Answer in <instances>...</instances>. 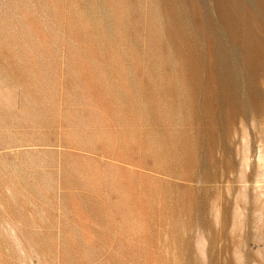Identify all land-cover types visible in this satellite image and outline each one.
Returning a JSON list of instances; mask_svg holds the SVG:
<instances>
[{
	"label": "rangeland",
	"instance_id": "1",
	"mask_svg": "<svg viewBox=\"0 0 264 264\" xmlns=\"http://www.w3.org/2000/svg\"><path fill=\"white\" fill-rule=\"evenodd\" d=\"M0 264H264V0H0Z\"/></svg>",
	"mask_w": 264,
	"mask_h": 264
}]
</instances>
